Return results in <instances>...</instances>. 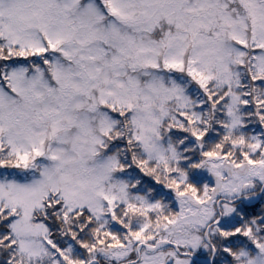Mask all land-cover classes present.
I'll return each mask as SVG.
<instances>
[{"label":"snow or ice","instance_id":"obj_1","mask_svg":"<svg viewBox=\"0 0 264 264\" xmlns=\"http://www.w3.org/2000/svg\"><path fill=\"white\" fill-rule=\"evenodd\" d=\"M0 264H264V0H0Z\"/></svg>","mask_w":264,"mask_h":264}]
</instances>
